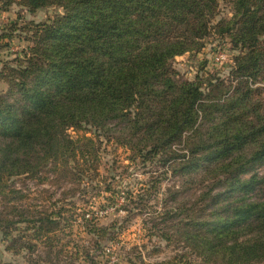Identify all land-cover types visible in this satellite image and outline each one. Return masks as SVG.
<instances>
[{"label":"trees","instance_id":"16d2710c","mask_svg":"<svg viewBox=\"0 0 264 264\" xmlns=\"http://www.w3.org/2000/svg\"><path fill=\"white\" fill-rule=\"evenodd\" d=\"M0 1L1 10L16 2L30 12L63 9L28 24L23 56L0 69V81L8 84L0 89V241L6 251L20 247L37 254L29 264H57L53 256L68 250L55 244L56 233L76 215L89 221L96 238L88 262L106 255L123 226H100L96 211L140 207L157 193L154 173L136 194L122 185V174L104 186L99 180L94 193H110L103 196L107 204L93 209L88 202L71 217L65 206L46 208L41 197L28 203L35 198L25 181L65 180L87 189L100 175L103 145L113 143L128 152L129 166L154 163L182 177V188L166 200V222H146L145 229L149 237L182 242L187 251L156 264H264V174L256 172L264 164V0H224L232 16L216 24L221 0ZM212 29L236 50L230 83V77L201 72L195 80L178 77L173 61L201 51ZM40 244L48 247L44 254ZM140 255L128 263L144 264Z\"/></svg>","mask_w":264,"mask_h":264},{"label":"rangeland","instance_id":"374dc122","mask_svg":"<svg viewBox=\"0 0 264 264\" xmlns=\"http://www.w3.org/2000/svg\"><path fill=\"white\" fill-rule=\"evenodd\" d=\"M58 12H63V9L59 6L43 7L35 12H30L17 2L11 5L8 10H1L0 8V36L12 33V35L0 38V69L4 62H9L16 57L23 56V50L30 44L25 39L29 34L25 33L28 24L31 22L39 23L47 21L48 18ZM231 16V5L221 0L218 14L213 24H216L221 19H230ZM204 42L205 46L201 51L187 52L177 56L173 61V67L178 71V77L195 80L196 75L201 72L205 78L210 75L229 78V72L233 68L234 56L236 54V50L231 48L229 39L226 36L220 38L217 31L212 29L211 35ZM220 52L226 54L224 63L220 65L210 63L214 55ZM230 79L231 77L226 81L227 84L230 83ZM259 86L262 85L259 84ZM7 88L8 84L0 81V89L6 91ZM261 100L264 106V89L261 94ZM71 133L73 135L76 134L73 130H71ZM129 163L130 160L128 159V152L126 150L116 147L113 143L104 144L101 151V163L98 168V174L100 175L93 182H88L90 185L87 189L86 187L78 189V187H75V184L65 182V180L58 181L59 183L57 180L48 181L42 186H37L35 182L26 180L25 184L32 189L30 198H35L33 200L29 199L28 203H39L38 201L41 197L40 201L46 208L53 209L55 205L57 207L65 206L69 210L65 212L66 216L71 217L73 212H75L74 214H81L77 209L79 211L83 210L88 205V202L89 204H94L92 205L94 207H90L93 209L100 208L99 206L102 203L107 204L103 196L110 195V193L104 192L99 196L94 193L96 189L94 190L93 188L97 187L94 185L99 180L103 182L102 186H104L105 182L112 181V175L122 174L121 176H117L123 178L122 185H126L128 189L132 188L136 194L138 188L146 184L150 179V174L154 173V176L159 178L157 193L152 194L153 197L151 199L149 198L150 195H147L146 198H148L146 200L148 201H144V204H141L140 207H137L133 203L131 206L137 208L132 211H117L112 207L96 211V215L98 216L97 222L100 226L118 223L123 226V229H119L120 232L117 238L107 244L106 255H99L95 258V264H129L127 260L129 258H136V255L139 254H142L140 256L144 260V264H156L157 262L169 259L176 252H186L187 249H183L184 244L182 242L179 244L177 242L169 244L161 241L157 236L149 237L147 236L148 230L145 229L146 222H148L147 226L151 225L153 221L158 223L166 222L162 212L171 206L170 202L166 203V200L170 191L182 188V177L171 171L165 174L166 168L164 169L161 165L154 163L148 165L137 163V165L132 164L130 166ZM256 172L264 174V164L259 166ZM117 177L116 179L119 180ZM117 180H114V182L116 183ZM135 194L134 196H136ZM119 196L122 195L120 194ZM122 203L123 200L119 198V204ZM79 218L81 217L73 215L67 222L63 221L61 223L62 229H58L55 236L59 241H56L55 244L58 243L59 246L63 244L64 247L66 246L68 252L63 250L59 255L53 256V262L55 261L57 264H90L88 262L90 260L89 256L86 254L92 250L96 238L93 233H89L88 231L89 221ZM86 218L90 219L91 217L86 216ZM21 226H24V224ZM39 246L40 253L43 251L42 253L44 254L48 250V247L44 244H40ZM77 251L79 255L76 254ZM36 255L26 250H20V247L17 252L6 251L4 242L0 241L1 260L12 261L14 264H29L30 261L28 263V260L36 258ZM45 256L46 254L43 255V258L46 260L47 257ZM114 258L116 260L115 263H113Z\"/></svg>","mask_w":264,"mask_h":264},{"label":"built area","instance_id":"2783aa9c","mask_svg":"<svg viewBox=\"0 0 264 264\" xmlns=\"http://www.w3.org/2000/svg\"><path fill=\"white\" fill-rule=\"evenodd\" d=\"M226 58V54H224L223 52L217 53L216 55H214V57L211 59L210 63L212 64H223L224 63V59ZM115 258L113 259V263H115Z\"/></svg>","mask_w":264,"mask_h":264}]
</instances>
